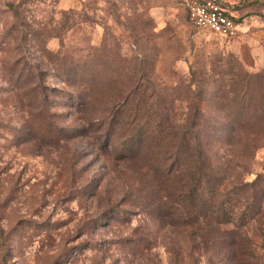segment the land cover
<instances>
[{
  "label": "rangeland",
  "instance_id": "374dc122",
  "mask_svg": "<svg viewBox=\"0 0 264 264\" xmlns=\"http://www.w3.org/2000/svg\"><path fill=\"white\" fill-rule=\"evenodd\" d=\"M219 1L235 37L176 0H0V264H264V0ZM187 144L220 224L159 212Z\"/></svg>",
  "mask_w": 264,
  "mask_h": 264
},
{
  "label": "trees",
  "instance_id": "16d2710c",
  "mask_svg": "<svg viewBox=\"0 0 264 264\" xmlns=\"http://www.w3.org/2000/svg\"><path fill=\"white\" fill-rule=\"evenodd\" d=\"M116 124V123H114ZM32 127L25 125V129L29 130ZM36 136L40 134V139H43L44 134L49 135L54 130L56 134H61L60 128L51 127V123H47L45 119H38V125L36 127ZM34 135V136H35ZM35 136V137H36ZM29 137L28 134L22 135L19 134L16 136V140H27ZM52 138V137H50ZM198 139V136H194V140ZM185 141V140H184ZM195 142V141H194ZM190 143V142H188ZM198 146L200 142H195ZM195 145V144H194ZM193 146V151H188L190 146L187 144L184 150H178L168 156L164 155V160H169V163L165 164L163 167L154 168L156 175L162 177L164 184L160 186L162 191H166L167 202L171 204H164L165 208L158 207L160 214L163 213L165 217L169 218L172 216L174 219L180 221L183 225L185 224H198L197 220L200 218L199 215H202L204 218L211 219L215 224H220V218H224L227 214L223 211V208L216 206L214 203L215 199H218L219 191L214 184V177L211 176V173L208 172L206 167L207 160L203 158L201 150ZM174 183L176 185L175 189L170 187L168 189V184ZM205 184V189L201 188ZM256 185L254 191L255 196L262 197L264 196V188ZM205 195L208 197L206 198ZM220 198V197H219ZM183 199L188 200V205L184 206ZM181 209H184V214H181ZM260 209V206H258ZM184 216V217H183ZM241 218H248L247 216H242ZM254 218L253 216L250 219ZM225 223L229 222V219H223ZM218 230V229H216ZM199 236L205 237L209 243L215 241L216 233L214 229L201 230L200 228L196 229ZM195 231V232H196ZM198 231H202L198 233Z\"/></svg>",
  "mask_w": 264,
  "mask_h": 264
},
{
  "label": "built area",
  "instance_id": "2783aa9c",
  "mask_svg": "<svg viewBox=\"0 0 264 264\" xmlns=\"http://www.w3.org/2000/svg\"><path fill=\"white\" fill-rule=\"evenodd\" d=\"M188 21L197 29L209 31L222 38H232L238 25L219 0H176Z\"/></svg>",
  "mask_w": 264,
  "mask_h": 264
}]
</instances>
